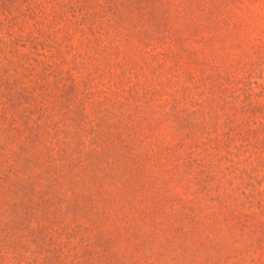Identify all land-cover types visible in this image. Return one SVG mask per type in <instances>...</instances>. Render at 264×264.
Instances as JSON below:
<instances>
[{
    "label": "rangeland",
    "instance_id": "rangeland-1",
    "mask_svg": "<svg viewBox=\"0 0 264 264\" xmlns=\"http://www.w3.org/2000/svg\"><path fill=\"white\" fill-rule=\"evenodd\" d=\"M0 264H264V0H0Z\"/></svg>",
    "mask_w": 264,
    "mask_h": 264
}]
</instances>
